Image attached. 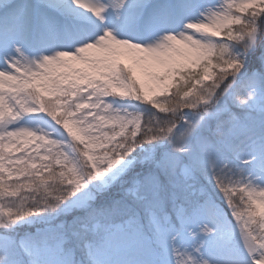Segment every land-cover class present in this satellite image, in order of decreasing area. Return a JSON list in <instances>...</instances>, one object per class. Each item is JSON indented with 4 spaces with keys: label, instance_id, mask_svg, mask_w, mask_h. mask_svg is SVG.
Returning <instances> with one entry per match:
<instances>
[{
    "label": "snow or ice",
    "instance_id": "snow-or-ice-1",
    "mask_svg": "<svg viewBox=\"0 0 264 264\" xmlns=\"http://www.w3.org/2000/svg\"><path fill=\"white\" fill-rule=\"evenodd\" d=\"M65 201L78 264H264V0H0V264Z\"/></svg>",
    "mask_w": 264,
    "mask_h": 264
},
{
    "label": "rangeland",
    "instance_id": "rangeland-1",
    "mask_svg": "<svg viewBox=\"0 0 264 264\" xmlns=\"http://www.w3.org/2000/svg\"><path fill=\"white\" fill-rule=\"evenodd\" d=\"M46 211L30 215L20 221L17 227L24 236H55L56 243L48 249L34 252L30 264H78L80 256L88 251L95 254L94 248L85 249L89 239L77 223L81 217H73L75 211L83 215V210L75 203L65 201L55 208L44 207ZM49 223H52L50 225ZM48 224L47 228H44ZM127 261L134 259L131 254L122 257Z\"/></svg>",
    "mask_w": 264,
    "mask_h": 264
}]
</instances>
